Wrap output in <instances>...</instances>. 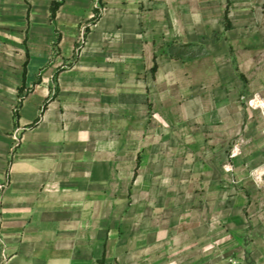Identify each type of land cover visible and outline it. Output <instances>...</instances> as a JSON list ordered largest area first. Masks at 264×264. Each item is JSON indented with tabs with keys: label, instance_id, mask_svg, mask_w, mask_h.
<instances>
[{
	"label": "crops",
	"instance_id": "obj_1",
	"mask_svg": "<svg viewBox=\"0 0 264 264\" xmlns=\"http://www.w3.org/2000/svg\"><path fill=\"white\" fill-rule=\"evenodd\" d=\"M52 2L0 0V264H264V0Z\"/></svg>",
	"mask_w": 264,
	"mask_h": 264
},
{
	"label": "built area",
	"instance_id": "obj_2",
	"mask_svg": "<svg viewBox=\"0 0 264 264\" xmlns=\"http://www.w3.org/2000/svg\"><path fill=\"white\" fill-rule=\"evenodd\" d=\"M251 102L260 105L264 109V97H254ZM237 152H239L238 148L234 147L231 151V155H235Z\"/></svg>",
	"mask_w": 264,
	"mask_h": 264
},
{
	"label": "trees",
	"instance_id": "obj_3",
	"mask_svg": "<svg viewBox=\"0 0 264 264\" xmlns=\"http://www.w3.org/2000/svg\"><path fill=\"white\" fill-rule=\"evenodd\" d=\"M64 0H53L52 2V18L55 17L56 11L59 9ZM17 115V114H16Z\"/></svg>",
	"mask_w": 264,
	"mask_h": 264
}]
</instances>
